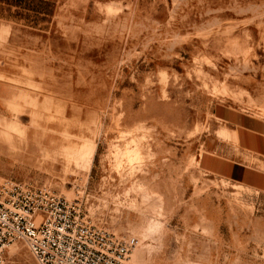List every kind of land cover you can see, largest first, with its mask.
<instances>
[{
    "label": "rangeland",
    "instance_id": "374dc122",
    "mask_svg": "<svg viewBox=\"0 0 264 264\" xmlns=\"http://www.w3.org/2000/svg\"><path fill=\"white\" fill-rule=\"evenodd\" d=\"M219 107L264 122V0H0V182L136 238L127 264H264V194L198 168L236 154Z\"/></svg>",
    "mask_w": 264,
    "mask_h": 264
},
{
    "label": "built area",
    "instance_id": "2783aa9c",
    "mask_svg": "<svg viewBox=\"0 0 264 264\" xmlns=\"http://www.w3.org/2000/svg\"><path fill=\"white\" fill-rule=\"evenodd\" d=\"M17 242L37 264H127L138 245L94 225L78 203L48 189L0 182V264Z\"/></svg>",
    "mask_w": 264,
    "mask_h": 264
},
{
    "label": "crops",
    "instance_id": "0c3cea01",
    "mask_svg": "<svg viewBox=\"0 0 264 264\" xmlns=\"http://www.w3.org/2000/svg\"><path fill=\"white\" fill-rule=\"evenodd\" d=\"M212 116L233 136L236 154L205 153L197 160L199 170L264 194V122L224 107Z\"/></svg>",
    "mask_w": 264,
    "mask_h": 264
},
{
    "label": "bare ground",
    "instance_id": "6f19581e",
    "mask_svg": "<svg viewBox=\"0 0 264 264\" xmlns=\"http://www.w3.org/2000/svg\"><path fill=\"white\" fill-rule=\"evenodd\" d=\"M215 24V23H214ZM204 32V31H203ZM178 40H180V39H178ZM225 90V89H224ZM227 91V90H226ZM224 94V93H223ZM226 94V93H225ZM4 128V127H3ZM17 128V127H16ZM8 130V129H7ZM10 130V129H9ZM11 131H13V130H11ZM220 135H222L221 137L223 138H226V137H231V139L233 140V142H235V140H234V138H233V136H229V134L225 131V130H222L221 132H220ZM227 139V138H226ZM88 147V146H87ZM83 149V148H82ZM93 150V149H92ZM114 150V149H113ZM89 151V150H88ZM143 151V150H142ZM79 153V152H78ZM84 153V152H83ZM122 153V152H121ZM74 155V154H73ZM72 155V156H73ZM84 155V154H83ZM79 156V155H78ZM126 156H128V155H126ZM133 156V155H132ZM131 156V157H132ZM74 158V157H73ZM89 158H91V153H90V156H89ZM132 159V158H131ZM77 160V159H76ZM79 160V159H78ZM78 162V161H77ZM122 163V162H121ZM132 189V188H131ZM130 189V190H131ZM135 189V188H134ZM133 192H134V190H133Z\"/></svg>",
    "mask_w": 264,
    "mask_h": 264
}]
</instances>
